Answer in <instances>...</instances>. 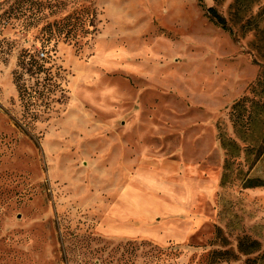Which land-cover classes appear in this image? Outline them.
Masks as SVG:
<instances>
[{
  "label": "rangeland",
  "instance_id": "1",
  "mask_svg": "<svg viewBox=\"0 0 264 264\" xmlns=\"http://www.w3.org/2000/svg\"><path fill=\"white\" fill-rule=\"evenodd\" d=\"M49 1L0 0V264H264V0ZM73 3L96 32L43 47Z\"/></svg>",
  "mask_w": 264,
  "mask_h": 264
},
{
  "label": "trees",
  "instance_id": "2",
  "mask_svg": "<svg viewBox=\"0 0 264 264\" xmlns=\"http://www.w3.org/2000/svg\"><path fill=\"white\" fill-rule=\"evenodd\" d=\"M73 4L74 5H72L70 12L64 15L61 19L53 21L52 23H43L44 26L41 29V33L44 31V34H42L43 47H46L54 38L62 39L63 41L72 43L73 45H78L83 39H86L89 35H92L96 32V15L94 9L90 6H79L77 4L75 5V3ZM66 7L67 3L65 1L59 2L47 0L43 2L36 0H14V2L2 12L1 18L4 17V19L8 20L11 17L10 14L16 13L21 17H26V20H32L34 23H37L43 21L46 18L47 15L44 12L45 10H50L48 11L49 15L54 16L58 13H61L62 11L64 12ZM204 11L206 17L216 27L230 32L227 20L224 19V17L219 14L215 8L209 6L208 8H204ZM22 57V67L26 70V72L30 73V75L33 76L45 73L46 69H44L43 65L32 55L29 56V54L24 53ZM37 92L38 90L31 89L28 95L32 94V96H37ZM245 100L247 102V99H244L233 107L232 111L234 113L237 112L236 118L234 119L235 123L241 122L244 112H241V106L239 105L244 103ZM253 115L254 113L250 111L245 119V122L248 123L250 121L251 123ZM261 139L264 144V134ZM247 241L249 240L243 239L239 242L240 244H238V248L240 252L250 253L255 251L258 253L260 251V245L257 241ZM175 251L176 248L172 246L165 249H156L153 245H150L147 246L146 256L151 262L152 260H150V258L152 256L154 258H157L163 254H165V256H172ZM225 254L226 253H223V255Z\"/></svg>",
  "mask_w": 264,
  "mask_h": 264
},
{
  "label": "built area",
  "instance_id": "3",
  "mask_svg": "<svg viewBox=\"0 0 264 264\" xmlns=\"http://www.w3.org/2000/svg\"><path fill=\"white\" fill-rule=\"evenodd\" d=\"M39 56H40V58H41V57H42V58H43V57L45 58V56H44L43 53H40Z\"/></svg>",
  "mask_w": 264,
  "mask_h": 264
}]
</instances>
